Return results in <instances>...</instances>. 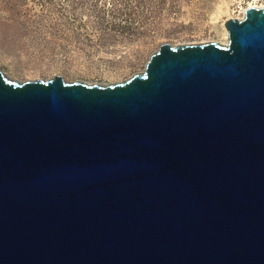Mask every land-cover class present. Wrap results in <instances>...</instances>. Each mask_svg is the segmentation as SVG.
<instances>
[{
  "label": "water",
  "instance_id": "obj_1",
  "mask_svg": "<svg viewBox=\"0 0 264 264\" xmlns=\"http://www.w3.org/2000/svg\"><path fill=\"white\" fill-rule=\"evenodd\" d=\"M109 84L0 69V264H264V7Z\"/></svg>",
  "mask_w": 264,
  "mask_h": 264
},
{
  "label": "rangeland",
  "instance_id": "obj_2",
  "mask_svg": "<svg viewBox=\"0 0 264 264\" xmlns=\"http://www.w3.org/2000/svg\"><path fill=\"white\" fill-rule=\"evenodd\" d=\"M234 3L235 0H227ZM219 0H0V69L15 80L109 84L143 72L164 43H225Z\"/></svg>",
  "mask_w": 264,
  "mask_h": 264
},
{
  "label": "built area",
  "instance_id": "obj_3",
  "mask_svg": "<svg viewBox=\"0 0 264 264\" xmlns=\"http://www.w3.org/2000/svg\"><path fill=\"white\" fill-rule=\"evenodd\" d=\"M233 5L236 6L235 10L239 12L236 17L242 19L244 18L245 12L249 7H264V0H235Z\"/></svg>",
  "mask_w": 264,
  "mask_h": 264
},
{
  "label": "bare ground",
  "instance_id": "obj_4",
  "mask_svg": "<svg viewBox=\"0 0 264 264\" xmlns=\"http://www.w3.org/2000/svg\"><path fill=\"white\" fill-rule=\"evenodd\" d=\"M219 3L220 4H218V9L220 11L224 10L225 8L229 10V9L232 8L231 5H233V3H230V1H227V0H219ZM223 30H224L223 34H224L225 38H227V36H228V29H227L226 25H223ZM225 43H227V41Z\"/></svg>",
  "mask_w": 264,
  "mask_h": 264
}]
</instances>
